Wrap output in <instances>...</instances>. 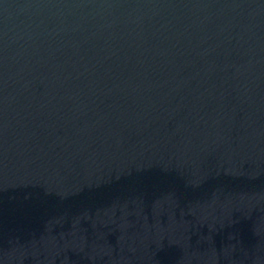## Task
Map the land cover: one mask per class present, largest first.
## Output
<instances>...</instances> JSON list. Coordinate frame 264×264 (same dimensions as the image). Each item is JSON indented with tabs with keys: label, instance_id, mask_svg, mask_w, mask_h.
I'll use <instances>...</instances> for the list:
<instances>
[{
	"label": "water",
	"instance_id": "95a60500",
	"mask_svg": "<svg viewBox=\"0 0 264 264\" xmlns=\"http://www.w3.org/2000/svg\"><path fill=\"white\" fill-rule=\"evenodd\" d=\"M0 264H264V0H0Z\"/></svg>",
	"mask_w": 264,
	"mask_h": 264
}]
</instances>
